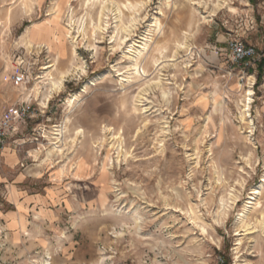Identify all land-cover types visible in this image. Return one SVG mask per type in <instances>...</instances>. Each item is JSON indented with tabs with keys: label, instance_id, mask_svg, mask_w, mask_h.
Wrapping results in <instances>:
<instances>
[{
	"label": "rangeland",
	"instance_id": "obj_1",
	"mask_svg": "<svg viewBox=\"0 0 264 264\" xmlns=\"http://www.w3.org/2000/svg\"><path fill=\"white\" fill-rule=\"evenodd\" d=\"M99 1L0 0V264H264V0Z\"/></svg>",
	"mask_w": 264,
	"mask_h": 264
},
{
	"label": "built area",
	"instance_id": "obj_2",
	"mask_svg": "<svg viewBox=\"0 0 264 264\" xmlns=\"http://www.w3.org/2000/svg\"><path fill=\"white\" fill-rule=\"evenodd\" d=\"M229 51L231 61L234 64H239L244 59L251 57L255 52L253 47L244 45L240 41L231 42L229 44ZM27 77L25 70L17 68L9 75V80L13 85L21 86L27 82ZM31 116L30 102L25 99H17L4 107L0 113V147L8 141L19 144L17 142L18 137L15 136L19 130L18 124Z\"/></svg>",
	"mask_w": 264,
	"mask_h": 264
},
{
	"label": "bare ground",
	"instance_id": "obj_3",
	"mask_svg": "<svg viewBox=\"0 0 264 264\" xmlns=\"http://www.w3.org/2000/svg\"><path fill=\"white\" fill-rule=\"evenodd\" d=\"M97 2H100L99 0H96ZM101 5V4H100ZM103 5V4H102ZM72 22L70 21V23H69V29L71 30L72 28H73V24H71ZM82 24V23H81ZM78 27V26H77ZM75 28V27H74ZM73 28V29H74ZM95 29L96 30H98V29H100V26L99 25H95L94 27H93V31H95ZM79 30V29H78ZM39 32H45L44 30H42V29H40L39 30ZM80 33H82V34H84V28H82V26H81V30H80ZM79 35V34H78ZM143 41V40H142ZM144 41H146V39L144 40ZM142 43V42H141ZM146 43V42H145ZM28 46H29V44H28ZM142 47L144 46V44L143 45H141ZM38 48V47H37ZM139 52H140V49H137V51L135 52V53H137V54H139ZM136 54V55H137ZM134 55V54H133ZM49 67V66H48ZM54 84V83H53ZM62 84V83H61ZM54 86L56 87V85L54 84ZM58 88V87H57ZM247 93L245 94V96H246V102H245V104L243 105V106H245L244 108L245 109H243V112H241V118H242V120H244V115L246 114L245 113V111H247L248 110V108H249V104H250V101H251V95H252V90H251V88H249L247 91H246ZM247 117H248V121H247V123L249 124V125H251V127H252V125H253V123H252V120L250 119V115L248 114V111H247ZM68 122V117H66V119H65V123L63 124V126L62 127H59V128H56L55 130H56V137L55 138H57L58 139V141H60L61 139H59V136L58 135H60V136H62V135H64V133L65 132H68L69 131V129H68V126H67V123ZM77 134H82V136H83V130H81V129H77L76 131H75V136H77ZM81 136V135H80ZM76 139V138H75ZM64 140V139H63ZM69 140L70 141H74V137L72 138V137H69ZM58 141H56L54 144H56ZM63 142V141H62ZM57 149H56V152H59V153H61L62 152V148H61V146L60 145H57V146H55ZM66 148V147H65ZM63 153V152H62ZM261 188H264V177L262 178V180H261V185L259 186L258 185V187H256V188H253L252 189V191H251V193H250V197L248 198L249 200H254L255 199V197L256 196H258L261 192H260V189ZM251 203V201H248V202H246V204L248 205V204H250ZM248 207V206H247ZM261 215H262V217H261V221L260 222H263L264 221V213H261ZM241 220H243V219H241Z\"/></svg>",
	"mask_w": 264,
	"mask_h": 264
},
{
	"label": "crops",
	"instance_id": "obj_4",
	"mask_svg": "<svg viewBox=\"0 0 264 264\" xmlns=\"http://www.w3.org/2000/svg\"><path fill=\"white\" fill-rule=\"evenodd\" d=\"M1 105H2V101H1V98H0V113H1ZM3 152H5V151H3ZM8 159H9V161H13L15 159L14 153H13V155H9Z\"/></svg>",
	"mask_w": 264,
	"mask_h": 264
}]
</instances>
